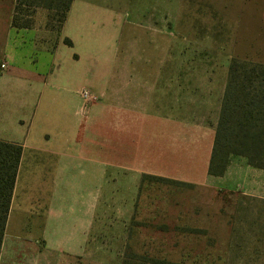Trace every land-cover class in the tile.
<instances>
[{
	"label": "crops",
	"instance_id": "crops-1",
	"mask_svg": "<svg viewBox=\"0 0 264 264\" xmlns=\"http://www.w3.org/2000/svg\"><path fill=\"white\" fill-rule=\"evenodd\" d=\"M173 3L146 7L145 26L134 8L119 39L148 47L108 60L88 48L83 23L72 29L84 38L85 51L78 52L67 17L54 42L37 26H13V10L0 18V62H7L0 74V141L22 148L0 264H121L142 175L192 185L226 177L227 169L201 179L197 171L202 134L214 137L225 83L217 97L210 77L202 80L215 66L185 65L195 52L170 48L172 30L179 29L170 7H184L185 0ZM82 85L99 96L87 116L78 111Z\"/></svg>",
	"mask_w": 264,
	"mask_h": 264
},
{
	"label": "rangeland",
	"instance_id": "rangeland-1",
	"mask_svg": "<svg viewBox=\"0 0 264 264\" xmlns=\"http://www.w3.org/2000/svg\"><path fill=\"white\" fill-rule=\"evenodd\" d=\"M154 3L72 0L67 19L77 40L73 49L85 51L84 38L80 40L72 30L77 23L87 27L88 48L102 51L107 60L121 50L147 48L143 40L129 44V40L120 41L119 35L122 24L126 29L134 21V8L138 23L145 26L146 7ZM14 4L15 0H0L2 20L11 17ZM170 13L172 22L179 16L176 26L180 29L172 30L170 48L195 52L185 56V65L195 60L215 66V72L202 73V80L210 77L217 97L232 57L264 63V0H185L184 7H170ZM34 21L41 37L46 35L51 42L59 38L57 25L48 23L43 11ZM212 117L211 109V121ZM208 136L202 134L200 179L207 171L213 143ZM242 158L231 156L236 164L229 162L226 177L211 183L186 186L142 181L128 232L132 251L173 263L264 264V171L254 174L252 167L240 164Z\"/></svg>",
	"mask_w": 264,
	"mask_h": 264
},
{
	"label": "trees",
	"instance_id": "trees-1",
	"mask_svg": "<svg viewBox=\"0 0 264 264\" xmlns=\"http://www.w3.org/2000/svg\"><path fill=\"white\" fill-rule=\"evenodd\" d=\"M72 0H15L11 24L33 27L43 11L58 32L68 15ZM47 25V24H46ZM64 42L71 45L68 38ZM22 148L0 141V246ZM231 156H242L248 166L264 170V63L232 57L215 126L208 175L222 176ZM142 181L191 186L192 184L161 176L144 174ZM121 264H184L137 254L127 244Z\"/></svg>",
	"mask_w": 264,
	"mask_h": 264
},
{
	"label": "built area",
	"instance_id": "built-area-1",
	"mask_svg": "<svg viewBox=\"0 0 264 264\" xmlns=\"http://www.w3.org/2000/svg\"><path fill=\"white\" fill-rule=\"evenodd\" d=\"M7 67L6 60H2L0 62V74ZM80 103L78 107V111L81 115L87 116L90 112V109L94 103H96L99 99V96L95 94L88 86L82 85L76 90Z\"/></svg>",
	"mask_w": 264,
	"mask_h": 264
}]
</instances>
